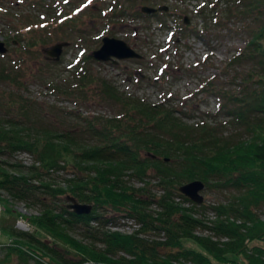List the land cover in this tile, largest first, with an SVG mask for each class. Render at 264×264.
<instances>
[{
	"label": "trees",
	"instance_id": "trees-1",
	"mask_svg": "<svg viewBox=\"0 0 264 264\" xmlns=\"http://www.w3.org/2000/svg\"><path fill=\"white\" fill-rule=\"evenodd\" d=\"M19 1L24 0H7V4L0 0V16L13 22L17 33L12 29L5 38L21 54L46 41V36L37 33L22 12L12 13ZM37 1L48 7V2ZM236 4V11L252 15L253 24L248 25L244 46L231 59L252 60V67L238 75L237 91L215 87L211 81L207 84L222 93L221 106L228 119L242 127L231 133L220 132L223 119L189 121L173 106L126 93L83 64L77 69L75 91L87 92L90 84L95 93L111 99L118 112L92 113L87 128L98 140L78 142L70 128L34 122L27 84L0 59V151L26 150L33 157L24 170L0 162V186L23 196L40 186L52 193L70 190L93 205L90 211L77 212L46 202L40 211L25 213L31 228L2 222L0 230L10 237L0 240L6 254L16 251L47 264H264V209L263 214L260 211L264 204V0ZM119 8L126 9L125 5ZM41 23L44 28L49 21ZM22 38L25 41L19 43ZM61 89L74 92L71 87ZM67 166L72 174L65 184L54 182L50 171ZM133 176L142 183L131 181ZM194 177L206 185L235 190L226 200L210 203L212 215L198 213L204 202L198 204L179 189L180 183ZM0 200L3 209L11 207L6 196L0 195ZM96 206L123 210L136 225L129 230L104 227L90 240L68 230L66 211L88 221L100 214ZM2 217L0 212V223Z\"/></svg>",
	"mask_w": 264,
	"mask_h": 264
},
{
	"label": "rangeland",
	"instance_id": "rangeland-1",
	"mask_svg": "<svg viewBox=\"0 0 264 264\" xmlns=\"http://www.w3.org/2000/svg\"><path fill=\"white\" fill-rule=\"evenodd\" d=\"M44 1L48 2V7H42L37 0H24L16 3L12 10L14 14L22 12L20 15L25 16V21L31 20L38 28L37 33L46 36V41L40 42L31 51L21 54L15 51L5 38L7 32L12 29L15 32L13 22L8 23L7 17L0 16V39L8 46L6 52L0 53V59L16 69L27 84L25 92L31 99L28 105L33 102L30 114L36 124L56 129L70 128L78 142L98 140L87 128L88 117L92 113L115 114L118 106L106 96L95 93L90 84L87 85V92L75 91L77 69L84 64L90 71L114 82L120 90L147 101L165 102L189 121L205 118L214 122L223 119L224 123L219 126L221 133L242 129L228 119L230 115L221 106L222 93L207 85L211 81L215 87L237 91L240 87L238 75L252 67V60L239 62L231 59L244 46L249 26L253 24L252 15L236 11L238 0ZM144 3L155 6L166 4L168 9L144 12L140 9ZM121 5H125L126 9H118ZM162 11L168 14H162ZM27 14L31 15L28 20ZM185 15L187 22L183 18ZM67 16L72 17L69 22L65 20ZM46 19L49 23L41 28V22ZM51 20L53 23H50ZM105 34L126 40L142 56L122 57L117 62L95 58L91 52L101 44V37ZM63 39L68 42L63 45L58 58L45 51V48ZM24 41L25 38H22L19 43ZM87 52L91 57L85 60ZM62 87L63 90L71 87L74 92L67 94ZM32 159L31 153L26 150L0 151V162L12 169L24 170ZM70 169L67 166L51 170L53 181L64 185L68 180L66 177L72 174ZM129 179L142 183L135 176ZM151 179L155 181L154 177ZM151 185L155 190L156 185ZM234 190L233 186L205 184L200 189L203 199L196 201L198 204L204 202L205 206L198 213L212 215L210 203L226 200ZM68 192L71 191L52 193L40 186L34 193L23 196L13 193L7 186H0V195L6 196L11 206L3 209L4 201L0 200L3 215L0 226L3 222L31 228L25 213L40 211L46 202L56 208L63 205L70 208L66 204ZM95 209L100 214L88 221L75 219L66 211L65 214L70 217L68 230L84 240H90L104 227L129 230L136 225L134 218L123 210L111 206H96ZM263 209L264 204L260 208L262 214ZM8 239V233L0 230V240ZM57 248L65 254L63 248ZM0 264L47 263L31 255L21 257L16 251L6 254V246L0 244Z\"/></svg>",
	"mask_w": 264,
	"mask_h": 264
},
{
	"label": "water",
	"instance_id": "water-1",
	"mask_svg": "<svg viewBox=\"0 0 264 264\" xmlns=\"http://www.w3.org/2000/svg\"><path fill=\"white\" fill-rule=\"evenodd\" d=\"M140 9L144 12H154L156 10H167L168 5L160 4V5H150L144 3L140 6ZM184 21H188V17L184 16ZM67 40H59L49 47L45 48V51L53 56V58H58L62 47L64 44H67ZM8 46L5 44L4 40L0 39V53L6 52ZM92 55L101 60L111 59L113 62H117L118 58L122 57H130V56H138L141 57L142 54L134 49L130 44L126 42V40L116 37L114 35H103L101 37V44L92 50ZM205 185V182L202 178L194 177L189 180L183 181L179 185V189L187 194L190 198L201 201L203 199V193L200 189ZM69 200L67 201V205L71 207L73 210L77 212H87L90 211L92 207V203L90 201H82L76 198L75 195L68 193L67 194Z\"/></svg>",
	"mask_w": 264,
	"mask_h": 264
},
{
	"label": "flooded vegetation",
	"instance_id": "flooded-vegetation-1",
	"mask_svg": "<svg viewBox=\"0 0 264 264\" xmlns=\"http://www.w3.org/2000/svg\"><path fill=\"white\" fill-rule=\"evenodd\" d=\"M184 18V17H183Z\"/></svg>",
	"mask_w": 264,
	"mask_h": 264
}]
</instances>
